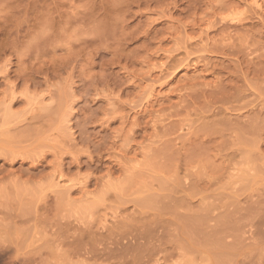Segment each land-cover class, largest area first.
Listing matches in <instances>:
<instances>
[{"label": "rangeland", "instance_id": "1", "mask_svg": "<svg viewBox=\"0 0 264 264\" xmlns=\"http://www.w3.org/2000/svg\"><path fill=\"white\" fill-rule=\"evenodd\" d=\"M0 264H264V0H0Z\"/></svg>", "mask_w": 264, "mask_h": 264}]
</instances>
